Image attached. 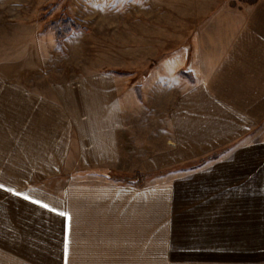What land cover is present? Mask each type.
<instances>
[{
    "label": "rangeland",
    "instance_id": "1",
    "mask_svg": "<svg viewBox=\"0 0 264 264\" xmlns=\"http://www.w3.org/2000/svg\"><path fill=\"white\" fill-rule=\"evenodd\" d=\"M226 1L0 0V264H137L122 260L129 256L128 244L119 242L108 254L106 244L91 246L90 236L77 232L100 226L104 239L113 229L118 242L117 224L72 220L63 233L57 216L45 229L29 223L37 200L56 205L59 197L68 198L73 215L76 197L83 203L118 196L114 186L96 185L106 178L89 169L46 176L38 157L25 156L30 92L49 98L81 81L90 88L82 93L91 96V105L114 108L118 159L108 179L138 183L118 185L122 196L155 200L170 197L172 185H220L204 182L215 167L205 164L219 158V148L264 134V13L246 9L257 0ZM207 9L212 12L204 14ZM58 16L70 17L80 30L57 42L47 23ZM190 59L192 83L178 74L189 69ZM66 107L70 115L74 105ZM70 121L67 153L73 157L76 129L92 127ZM66 149H58L65 158ZM155 209L146 211L147 220Z\"/></svg>",
    "mask_w": 264,
    "mask_h": 264
},
{
    "label": "crops",
    "instance_id": "2",
    "mask_svg": "<svg viewBox=\"0 0 264 264\" xmlns=\"http://www.w3.org/2000/svg\"><path fill=\"white\" fill-rule=\"evenodd\" d=\"M256 3L259 4V0L248 4L246 9L264 13V5ZM209 12L212 10L207 9L203 13ZM257 19L258 15L252 24ZM189 64L196 77L192 59ZM80 83L77 81L73 89L63 85L59 93L52 92L49 98L45 93L28 94L30 107L26 116L31 132L22 141L26 144L25 156L38 157V170L46 176L83 174L80 170L89 169L88 173L93 176L106 178L96 185H112L111 190L118 196H93L83 203H80L83 197H76L73 204L76 214L73 215L68 198L59 197L56 205L54 200L49 204L44 199L37 200L39 203L35 205L39 209H33L34 214L28 215L33 228H38L41 223L45 229L44 225L51 216H57L63 233L68 231L67 222L72 220L107 222L112 228L117 224L118 238L122 239L118 242L112 240L113 229H108L106 240L103 239L104 231L100 233V226L96 230L77 232L82 233L81 237L90 236L92 240L88 238L87 241L91 246L106 244L108 254L114 253L119 242L128 244L129 256L122 260L137 264H264V134L219 148L224 151L219 158L205 164L208 168L215 167L210 169L204 182H218L220 185H172L170 197H155V200L143 196H122L124 189L118 185L138 183L108 179L113 175L109 173L116 168L118 159L114 133V124L117 123L112 121L115 119L114 108L106 107L103 102L102 106L98 104L95 108L94 104L91 105V96L82 93V90L90 91L89 86L87 88ZM67 102L74 105L70 115L66 110ZM69 118L80 121V124L75 121L74 125L92 127V131L76 129L74 141L77 151L73 152V157L67 153L68 141H72ZM95 126L98 127L97 132ZM64 145H67L66 158L64 152L58 150ZM69 159H73L75 166L68 164ZM83 205L88 207L83 208ZM95 205L100 208L96 210ZM152 205L156 206L155 214L147 220L146 211ZM93 231L95 235H89ZM63 233L62 238L65 237ZM148 247L151 250L148 251ZM106 262H110L109 259Z\"/></svg>",
    "mask_w": 264,
    "mask_h": 264
},
{
    "label": "trees",
    "instance_id": "3",
    "mask_svg": "<svg viewBox=\"0 0 264 264\" xmlns=\"http://www.w3.org/2000/svg\"><path fill=\"white\" fill-rule=\"evenodd\" d=\"M51 6V7H50ZM50 7L53 10V6L52 5H46L45 8ZM50 12H52L50 9L47 12V14H49ZM50 29L52 30V32L54 33V38L57 42H60L62 39H64L65 37H67L70 33H72L73 31H77L80 30V27L74 23L72 21V19L68 16L64 17V16H58L56 19L49 21ZM190 54L188 53V57L187 59H189ZM112 73L115 74H122V72L120 71H114ZM178 74L185 78L186 80H188L189 82H194L195 77L194 74L192 72V70L187 68V69H179ZM220 152L217 153H212L211 155L206 156L205 158L200 159V163L199 164H203L209 160L214 159L216 156L219 155ZM130 181L133 182L134 179H128Z\"/></svg>",
    "mask_w": 264,
    "mask_h": 264
},
{
    "label": "snow or ice",
    "instance_id": "4",
    "mask_svg": "<svg viewBox=\"0 0 264 264\" xmlns=\"http://www.w3.org/2000/svg\"><path fill=\"white\" fill-rule=\"evenodd\" d=\"M3 186L2 185H0V188H2ZM26 199H27V197H25ZM36 203H39V202H36ZM45 207H47V205H44Z\"/></svg>",
    "mask_w": 264,
    "mask_h": 264
}]
</instances>
